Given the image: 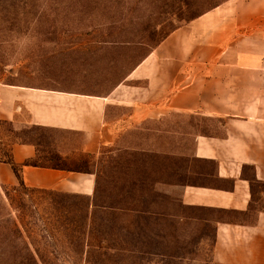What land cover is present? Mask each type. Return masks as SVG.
Listing matches in <instances>:
<instances>
[{"label": "crops", "instance_id": "0c3cea01", "mask_svg": "<svg viewBox=\"0 0 264 264\" xmlns=\"http://www.w3.org/2000/svg\"><path fill=\"white\" fill-rule=\"evenodd\" d=\"M0 121L79 139H55L51 150L86 165H24L28 189L83 195L89 210L118 209L94 203L101 173L134 184L133 173H189V182L152 186L177 188L181 206L210 214L197 219L213 225L214 262L264 264V0H232L175 28L107 92L0 81ZM188 137L187 165L156 168L157 157H185L161 145ZM40 146L15 141L13 161L41 159ZM17 183L0 162V188Z\"/></svg>", "mask_w": 264, "mask_h": 264}, {"label": "rangeland", "instance_id": "374dc122", "mask_svg": "<svg viewBox=\"0 0 264 264\" xmlns=\"http://www.w3.org/2000/svg\"><path fill=\"white\" fill-rule=\"evenodd\" d=\"M229 1L0 0V81L107 92L172 30ZM17 138L38 142L44 157L55 139L79 141L0 121V154ZM180 142L160 148L185 157H157L156 168L189 163L191 139ZM133 174L137 185L100 174L94 203L118 209L89 210L83 195L1 187L0 264H219L212 260L213 225L197 219L210 214L181 206L177 188L166 194L152 186L189 182V173Z\"/></svg>", "mask_w": 264, "mask_h": 264}, {"label": "trees", "instance_id": "16d2710c", "mask_svg": "<svg viewBox=\"0 0 264 264\" xmlns=\"http://www.w3.org/2000/svg\"><path fill=\"white\" fill-rule=\"evenodd\" d=\"M15 141H22V139L17 138ZM15 141L11 142L10 147H9V149L7 151H4L3 153L0 154V162L8 163L11 166V168H12V170H13L16 178H17L18 183H17V185H15L13 187V189H28L26 187V185L24 184V182L22 181V177H21V170H22L24 165L50 166V167H54V168L63 167L64 160L56 152L51 153L47 157H42L41 158L42 160L45 159L49 163H40V162H38L41 159H37V160L34 159V160H31V161H26V162L21 163V164L15 163L13 161L12 155H11V146H12V144Z\"/></svg>", "mask_w": 264, "mask_h": 264}]
</instances>
